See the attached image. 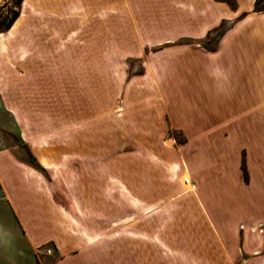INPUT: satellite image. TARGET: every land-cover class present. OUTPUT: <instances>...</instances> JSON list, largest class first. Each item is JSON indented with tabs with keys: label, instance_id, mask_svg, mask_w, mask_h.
Listing matches in <instances>:
<instances>
[{
	"label": "crops",
	"instance_id": "0c3cea01",
	"mask_svg": "<svg viewBox=\"0 0 264 264\" xmlns=\"http://www.w3.org/2000/svg\"><path fill=\"white\" fill-rule=\"evenodd\" d=\"M51 1L62 6V15L73 11L66 7L68 0ZM112 1L119 15L118 41L124 54L138 58V49L144 46L165 47L143 60L140 75L123 82L118 119L110 123L87 119L82 123L71 118L70 126L76 128L71 130L64 148L68 150L66 162L51 166L49 161L60 159L55 150L52 159H44L46 164L37 161V170L18 159L10 148L0 147V264H162L157 262L156 248H149L151 256L147 260L143 257L146 249L140 243L127 248L121 240L111 241L103 229L80 231L78 223H88L90 229L94 224L104 228L142 203L149 207L163 198L172 199L167 222L201 224L204 231L198 237L210 240L196 246L182 242L168 248L185 259L196 257V263L163 264H264V253L247 242L242 257L234 230L239 223L264 225V12L252 11L254 0H234V8L218 0H134L132 11L128 0ZM25 2L21 1L13 23L20 20ZM87 3L92 7L101 4L102 13L108 16L111 0L80 2ZM32 6L33 12L27 10L31 16H26V26L18 31L30 29L27 23L36 14L51 29L58 28L63 19L61 12H56L58 17L52 20L41 16L54 12L41 10V3ZM222 20L230 24L213 50L201 48L198 40ZM59 54L57 50L45 57L50 63L43 68L41 61H30L36 69L23 75L27 89L41 88L45 94L44 81L48 79H53L55 86L67 77L92 80L93 68L89 66L84 68L85 76L81 67L62 70L65 58ZM17 61L25 62L26 57ZM37 78L43 80L37 83L42 87L36 86ZM89 82L92 87L93 82ZM70 86L76 87L73 82ZM69 100L72 112L86 110L90 115L99 110L98 105L89 102L83 107L75 92ZM20 107L31 109L30 102L25 101ZM165 129L182 135L177 152L161 145ZM123 146L128 149L117 151ZM239 159L246 173L245 183ZM172 165L180 168L177 177L170 171ZM50 172L53 182L44 175L50 176ZM212 174L224 183L220 190L216 185H205ZM184 176L191 184L188 190H183ZM56 191L67 193V205L55 199ZM213 192L217 193L216 199ZM200 201L212 205L221 218L208 215ZM190 207L198 211L195 217L184 213ZM45 245L53 247L51 257L40 254Z\"/></svg>",
	"mask_w": 264,
	"mask_h": 264
},
{
	"label": "rangeland",
	"instance_id": "374dc122",
	"mask_svg": "<svg viewBox=\"0 0 264 264\" xmlns=\"http://www.w3.org/2000/svg\"><path fill=\"white\" fill-rule=\"evenodd\" d=\"M79 1L82 2V0H68L66 7L70 6L73 11L62 15L64 10L61 5H55L51 0L47 2L36 0L37 4L41 3V10L46 9L54 12L50 16L42 14L41 17H52V20H54L58 17L56 12H61L59 15H62L63 19L58 22V28L55 26L56 29L53 27L51 29V26L38 19L40 15L36 14V18L27 23L30 24V29L17 31L11 40L6 39L5 33L0 34V147L10 148L18 159L26 161L37 170H40L37 161L42 162L45 158L52 159L55 150L58 152L60 159L55 163L49 161L51 166H57L68 160V155L65 154L68 150L64 148L68 145L71 130L76 128L75 126L71 127L69 123L73 118L82 123H85L87 119L109 123L115 118L118 119L122 113L119 108L122 103L123 82L135 75H140L143 72V60L155 51L165 47V45L144 46L140 51L138 49L140 57H129L123 53L121 44L118 41L120 38V32L117 28L119 15L115 1L111 0L108 16L102 13V5L97 4L98 2L92 7L89 3L85 4L86 6L81 5ZM134 2V0H128L131 11L135 9ZM145 3L146 1L143 2V5ZM19 5H17L16 0H0V18L5 15L8 16L12 11H18ZM62 5L65 6L64 3ZM74 5L77 6V9ZM105 6L106 4H104ZM25 11L23 13H26L27 18H29L31 15H27L28 11ZM103 17H105L104 20H102ZM23 22L25 23V19ZM24 23L21 27L26 26ZM63 23L66 24L63 26L64 28L61 27ZM145 24H147V27L150 26L148 22H145ZM229 24L230 21L222 20L215 30L198 40V45L207 51H212L217 39ZM57 50H59L62 58H65L61 64L62 70L65 67H67L66 70H71V67L77 69L81 67L83 70L89 66L93 68L92 80L88 77H77L76 79L67 77L61 79V85L56 84L57 86H55L53 79H48L44 81V87L47 86L45 94L41 92V88L27 89L28 85L24 84L23 75L36 69V64L30 61H41V67L43 68L50 63L45 57L52 56ZM23 57H26L25 62L17 61L23 59ZM107 57L109 58L108 63ZM65 60H67V63ZM41 67H37V69L39 70ZM107 67L108 72L106 71ZM83 71L85 76V69ZM87 75L90 76L88 71ZM41 81H43L41 78L34 80L38 87H42L39 86L40 84L37 85ZM89 81L93 82L92 87L88 86ZM72 82L76 87L70 86ZM74 92L78 97V103H81L83 107H85V103L89 102L94 106L98 105L99 110L89 113L90 115H87L86 110L70 111L68 109L69 99L72 94L74 95ZM24 101L30 102L31 109L29 111L18 109L21 108L20 106ZM14 103L17 105H14ZM61 125L63 126L61 127ZM111 125L109 124V128L113 129ZM182 143L183 137L179 132L165 129L162 133V146L177 152ZM224 145L229 149L228 144ZM127 149V146H123L119 147L117 151ZM240 161L239 169L242 171V181L245 183L247 177L242 160L239 159V164ZM50 170L53 172L55 169L51 167ZM52 172L49 173L50 176L47 173L44 174L49 182L54 180L52 179ZM216 176L212 174L211 180L205 185H216L217 189L220 190V184L224 186V183H220ZM182 185L183 190L191 188L187 176L182 178ZM123 192L135 202L126 189H123ZM177 192L178 195H181L182 188L180 187V191ZM251 193L253 194L252 191ZM211 195L215 197L217 193L213 192ZM249 197L252 201L250 195ZM55 199L67 205L69 196L67 193L56 191ZM219 200L221 201V199ZM171 201L172 199L163 198L159 203L149 207H146L147 204L142 203L143 205L136 207V209H131L130 214L128 213L117 220H111L104 228H101V226L98 228L94 224L95 227L90 229V224L88 225V223L79 220L78 229L80 231L97 232L103 229L104 233H109L111 241L114 239L121 240V242H125L127 248L133 247L138 242L142 249H146L143 257L147 260L151 256L149 248H156L158 263H196V257L185 259L176 251L169 252L168 248L175 247L182 242H189L196 246L198 242H210V240L198 237L199 232L204 231V228L199 226L201 224L186 222L173 224L167 222L172 213L170 211ZM201 204L208 215L221 218L220 213L217 210L215 211L212 205L208 206L203 201ZM66 207L69 209L68 206ZM218 209H222V207L218 206ZM184 213L195 217L198 211L190 207ZM234 230L239 237L236 247L242 257L245 256L244 246L246 242L251 247H258L259 251L264 253V225L239 223L234 227ZM137 231H141V233H135ZM15 243H17V240H15ZM44 247L46 245L42 246L40 251ZM31 259L32 255L30 254ZM42 261H44V257H42Z\"/></svg>",
	"mask_w": 264,
	"mask_h": 264
},
{
	"label": "trees",
	"instance_id": "16d2710c",
	"mask_svg": "<svg viewBox=\"0 0 264 264\" xmlns=\"http://www.w3.org/2000/svg\"><path fill=\"white\" fill-rule=\"evenodd\" d=\"M21 1L22 0H16L17 5H19ZM218 1L225 2L230 8L235 7L234 0H218ZM252 11L253 12H264V0H254ZM17 16H18V11L15 10V11H12L8 16L5 15L4 17L0 18V34H4L11 25L13 26V24L16 22L15 21L13 23V21L16 19Z\"/></svg>",
	"mask_w": 264,
	"mask_h": 264
},
{
	"label": "bare ground",
	"instance_id": "6f19581e",
	"mask_svg": "<svg viewBox=\"0 0 264 264\" xmlns=\"http://www.w3.org/2000/svg\"><path fill=\"white\" fill-rule=\"evenodd\" d=\"M41 2H42V0H41ZM32 3H36V0H26V2H25V10L26 11L27 10L29 11L30 8L32 11L34 10ZM43 4H45V3H43ZM25 17H26V15L23 13L20 16V20H18L16 23H14V25L12 27V31L8 35V39L12 38L15 35V33L20 29L22 23H24L23 20L25 19ZM42 163L46 164V162L44 160L42 161ZM170 169H171L170 171H171L172 175L177 177L179 174L180 168L177 165H172Z\"/></svg>",
	"mask_w": 264,
	"mask_h": 264
},
{
	"label": "built area",
	"instance_id": "2783aa9c",
	"mask_svg": "<svg viewBox=\"0 0 264 264\" xmlns=\"http://www.w3.org/2000/svg\"><path fill=\"white\" fill-rule=\"evenodd\" d=\"M53 247L52 246H50V245H46V247H44L42 250H41V252H42V254L44 255V256H46V257H51L52 256V254H53ZM44 264H51V262H46V263H44Z\"/></svg>",
	"mask_w": 264,
	"mask_h": 264
}]
</instances>
